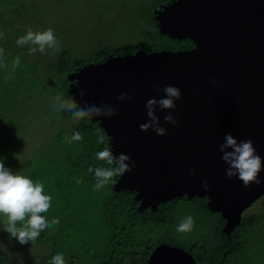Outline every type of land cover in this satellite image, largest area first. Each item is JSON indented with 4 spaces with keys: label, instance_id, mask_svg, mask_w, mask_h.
Segmentation results:
<instances>
[{
    "label": "water",
    "instance_id": "obj_1",
    "mask_svg": "<svg viewBox=\"0 0 264 264\" xmlns=\"http://www.w3.org/2000/svg\"><path fill=\"white\" fill-rule=\"evenodd\" d=\"M153 19L160 34L193 46L139 49L83 65L67 75L68 93L81 99L74 85L79 80L88 104L118 109L111 118L91 119L105 131L115 156L124 153L136 162L113 184L116 192L135 191L140 211L176 197H206L208 210L220 213L222 232L229 235L244 210L264 195V183L245 187L226 176L219 148L231 133L238 141L251 139L264 160V0H170L153 11ZM155 84L176 86L182 94L175 109L156 108L167 129L162 137L140 130L148 122L146 101L164 96L154 91ZM121 93L132 99L118 100ZM169 114L179 124L165 123ZM259 178L264 181V170ZM147 264L197 262L185 249L161 244Z\"/></svg>",
    "mask_w": 264,
    "mask_h": 264
},
{
    "label": "trees",
    "instance_id": "obj_2",
    "mask_svg": "<svg viewBox=\"0 0 264 264\" xmlns=\"http://www.w3.org/2000/svg\"><path fill=\"white\" fill-rule=\"evenodd\" d=\"M168 1L170 0L163 3ZM20 2L21 0H0V32L4 26L2 13L7 10L14 12ZM150 19L161 41L160 45L178 47V50L193 46L188 39H171L160 34L153 13ZM2 39L0 38V48L8 47V51L4 52V62L8 68H0V159L3 160L14 151L16 139L12 133L28 114L29 107L24 100L48 95L44 87L48 74L47 71L41 73L34 63L25 59H21L20 65L13 70L12 62L17 55L9 44L4 45ZM137 50L139 49L129 45H108L99 51L96 62ZM86 64L89 63L74 59L68 50L62 51L52 69V83L55 79L60 81L59 90L67 97L70 95L67 75ZM8 72L13 75L6 81ZM69 119L71 120V114ZM97 129H102L98 122L88 118L79 124L70 122V126L60 128L56 132V146L49 149L47 157L35 161L31 172L26 175L34 182L39 180L43 183L45 194L53 197L50 210L44 214L46 218L51 220L57 217L60 220L59 225L46 229L34 242L46 248V255H35L33 264H49L52 256L58 253H63L66 264H147L150 255L161 244L187 248L199 264H250L249 252L254 247L264 246V215L242 216L239 225L226 235L222 232L225 220L219 212L208 210L206 198L193 197L188 200L186 196L176 197L160 203L155 210L146 208L140 211L139 202L134 199L135 191L116 192L113 184L94 191V174H89L87 168L108 166L95 158L97 151L109 145L103 129L106 143H97ZM73 131L81 132L82 143L67 142ZM117 179L118 177L115 182ZM261 198L264 202V195ZM189 211L202 223H195L193 230L181 233L180 238L175 234L177 226L183 220L181 212ZM4 219L0 216L3 228ZM6 235L8 233L4 238ZM12 239L13 237H8V240ZM0 264L20 263L9 250L0 246Z\"/></svg>",
    "mask_w": 264,
    "mask_h": 264
},
{
    "label": "rangeland",
    "instance_id": "obj_3",
    "mask_svg": "<svg viewBox=\"0 0 264 264\" xmlns=\"http://www.w3.org/2000/svg\"><path fill=\"white\" fill-rule=\"evenodd\" d=\"M165 0H21L14 12L2 13L5 43L21 59L34 63L41 72L48 74L44 80L48 95L34 100H24L29 107L25 120L15 128L14 153L3 159L5 167L13 172L28 175L33 163L49 155V149L56 146V132L70 126L68 112H58L52 108V99L59 93L60 81L55 79L53 68L64 50H68L74 59L86 63L96 62L99 51L105 46H133L147 49L149 52L160 50H178V47L160 45L150 17L153 11ZM11 7H9L10 10ZM34 32L52 28L60 51L48 49V54L39 51L29 54L30 45L18 46L15 41L26 35L28 29ZM9 40H6L7 37ZM11 42H15L12 44ZM4 49V46H3ZM8 51L5 46L4 52ZM20 59V60H21ZM66 97V96H65ZM264 215L262 198L246 208L243 216ZM191 215L195 223L201 224L192 212H181V219ZM202 219V218H201ZM203 220V219H202ZM4 228L0 225V246L10 251L20 264H33L34 256L46 255V249L39 243L20 244L15 238H4ZM180 237L181 233H176ZM181 238V237H180ZM264 241V237H263ZM23 247V249H22ZM250 264H264V246L249 252ZM247 255L245 257H248ZM43 264V263H42Z\"/></svg>",
    "mask_w": 264,
    "mask_h": 264
},
{
    "label": "clouds",
    "instance_id": "obj_4",
    "mask_svg": "<svg viewBox=\"0 0 264 264\" xmlns=\"http://www.w3.org/2000/svg\"><path fill=\"white\" fill-rule=\"evenodd\" d=\"M3 36L4 33L0 32V38ZM16 44L18 46L30 45L29 54H35L39 51L41 54L47 55L48 49H52L54 52L60 51V45L52 28L37 32L29 28L26 35L17 39ZM20 59L17 56L13 60V70L20 65ZM4 61V49L0 48V68L7 70L8 66ZM12 75V72H8L6 81L12 78ZM80 83L79 80L74 81V85L79 89L81 99H76L75 93L67 97L63 93H59L52 99L53 110L70 113L74 124H79L85 118H111L118 115V109L110 104L97 106L94 103L88 104L87 101L83 100L86 92ZM153 88L156 92L163 91L164 96L160 99L153 97L146 101L148 122L142 123L140 130L146 132L151 129L157 136L162 137L167 135V129L161 126L160 118L156 115V108L159 107L162 111L175 109L176 101L182 98V94L180 88L173 85H165L161 89L159 84H155ZM117 99L121 101L131 100L132 97L127 93H121ZM163 119L167 124H179V120L171 114L165 115ZM96 136L98 144L106 143L102 129L96 130ZM67 142L69 144L73 142L82 143L83 135L79 131H73ZM219 148L222 153L221 159L228 166L225 174L229 179L238 178L245 187L264 183L259 178L260 172L264 170V160L257 153L251 139L238 141L231 133H228L224 136V142L220 144ZM95 158L108 166L95 168L89 166L87 168L89 174H94V191L114 184L116 177H122L125 173H130L136 168V162L132 160L131 156L124 153L115 156L110 145L97 151ZM191 174L195 175L194 169ZM202 187L208 190L210 186L207 181H204ZM52 200L51 195L45 194L43 183L39 180L34 182L20 172H13L10 168L5 167L3 160L0 159V216L5 218L3 221L4 231L10 237L15 238L22 245L29 242L32 244L40 238L41 233L46 229L59 225V218L53 217L49 220L44 215L50 210ZM194 226V218L188 215L179 223L176 231L189 233ZM49 264H66L63 253L52 256Z\"/></svg>",
    "mask_w": 264,
    "mask_h": 264
},
{
    "label": "flooded vegetation",
    "instance_id": "obj_5",
    "mask_svg": "<svg viewBox=\"0 0 264 264\" xmlns=\"http://www.w3.org/2000/svg\"><path fill=\"white\" fill-rule=\"evenodd\" d=\"M193 198V197H192ZM192 198H190V199H188V200H191ZM204 198H206V197H204ZM206 202H207V200H206ZM170 245H172V246H176V245H173V244H170ZM177 247H181V246H178L177 245ZM181 248H183V249H185L189 254H191L192 256H193V254L187 249V248H184V247H181ZM194 257V256H193ZM194 259H195V257H194ZM196 260V259H195ZM197 262V261H196ZM197 264H199L198 262H197Z\"/></svg>",
    "mask_w": 264,
    "mask_h": 264
}]
</instances>
